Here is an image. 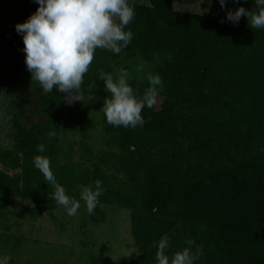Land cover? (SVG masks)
<instances>
[{"label":"trees","instance_id":"trees-1","mask_svg":"<svg viewBox=\"0 0 264 264\" xmlns=\"http://www.w3.org/2000/svg\"><path fill=\"white\" fill-rule=\"evenodd\" d=\"M145 1L130 0L136 15L126 28L133 32L129 45L119 54L96 49L81 85L83 96L104 103L110 94L101 73L127 69L138 95L149 87L147 76L159 74L157 103L143 109L145 123L133 129L108 124L103 104L94 122L85 104L68 108L55 86L43 92L14 28L37 4L0 0L7 122L0 135L2 252L19 254L22 246L23 237L12 234L19 226L11 223L12 204H24L28 220L43 214L55 220L54 188L33 164L42 155L71 197L79 199L80 186L97 179L103 184L94 214L86 212L78 226L80 252L72 264H157L164 236L170 257L192 239L203 248L196 264H264V29L245 17L237 24L225 18L240 6L256 11L254 0H226L223 9L207 0L208 15L175 10L174 0ZM110 209L129 212L139 253L130 260L99 255V243L89 239V226L106 223Z\"/></svg>","mask_w":264,"mask_h":264},{"label":"clouds","instance_id":"clouds-1","mask_svg":"<svg viewBox=\"0 0 264 264\" xmlns=\"http://www.w3.org/2000/svg\"><path fill=\"white\" fill-rule=\"evenodd\" d=\"M36 10L22 22L15 24V31L21 35L24 63L31 79L38 82L43 92L52 93L53 88L66 94L69 105L83 101L81 85L88 72L96 49H105L119 54L132 41L133 32L126 30L136 13L130 0H34ZM211 3V0H209ZM223 9L226 0H219ZM256 11L243 6L235 11L226 12V20L237 24L245 17L255 29H264V0H254ZM130 74L120 68L114 78L112 74L101 73L98 79L104 82V88L110 94L103 103L106 122L114 127L136 128L145 123L142 111L152 108L157 103L162 89L159 74L147 76L149 87L143 95H138L128 83ZM54 136L55 133H49ZM37 151L45 152V145H37ZM33 164L54 191L51 199L66 211L68 216H75L84 202L89 215L99 204L104 193L102 181L80 186L79 199L67 194L65 187L59 184L46 156L36 155ZM186 247L170 257L167 250L170 242L162 237L157 245L155 259L157 264H196L203 255V248L192 239H186ZM194 249V250H193ZM139 254V253H137Z\"/></svg>","mask_w":264,"mask_h":264},{"label":"rangeland","instance_id":"rangeland-1","mask_svg":"<svg viewBox=\"0 0 264 264\" xmlns=\"http://www.w3.org/2000/svg\"><path fill=\"white\" fill-rule=\"evenodd\" d=\"M146 2L145 0H141ZM173 8L175 10H187L193 13L208 15L213 12L207 0H174ZM118 72L112 74L114 78ZM83 101H77L69 107L80 106L85 104L93 114L94 122H99L101 116L102 101L88 96H83ZM6 102L0 98V135L6 129L7 122L4 107ZM95 127H98L94 125ZM12 213L11 223L18 222L19 226L13 227L12 234L22 236V246L19 254H11L9 249L5 248L2 252L0 247V263L13 264H72L80 252L78 244V226L86 216V208L80 206L75 216H68L63 206H58L54 212L55 220L52 221L47 215H41L35 220H28L24 204L15 203L11 206ZM107 222L102 225L90 227L89 239L98 242L100 248L97 253L103 257H108L114 261H127L132 259L137 250L133 244L130 235L129 212L125 209L108 210ZM64 227L63 229H61ZM94 239V240H93ZM102 248V249H101ZM79 250V251H78Z\"/></svg>","mask_w":264,"mask_h":264}]
</instances>
